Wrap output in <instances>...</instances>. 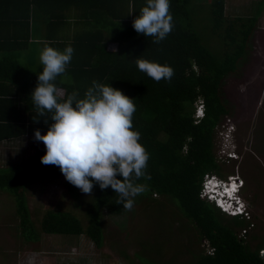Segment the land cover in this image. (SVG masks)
<instances>
[{
	"label": "trees",
	"instance_id": "obj_1",
	"mask_svg": "<svg viewBox=\"0 0 264 264\" xmlns=\"http://www.w3.org/2000/svg\"><path fill=\"white\" fill-rule=\"evenodd\" d=\"M188 2L170 0L174 27L164 40L154 44L151 37L132 27L144 0H0V143L25 137L23 146L29 153L21 166L0 165V190L14 198L25 242L39 240L30 219L26 188L36 180H53L62 174L58 166L41 163L45 147L34 138V130L44 134L51 123L45 122L47 115L38 114L30 97L42 69L32 73L28 65L18 61L19 54L31 46L33 53L38 52L39 18H43L44 45L60 50L71 45L74 49L67 75L56 78L59 89L65 93L75 90L82 97L95 80L135 99L133 128L140 132L139 142L149 153V178L139 181L147 187L137 197L165 195L177 201L205 246L197 250L191 264H264L259 254L264 239L253 234L249 241L239 233L248 226L247 221L226 215L199 196L203 176L220 171L214 150L215 129L232 113L223 96L224 80L237 74L246 58L260 11L255 16L230 17L225 0H211V29L221 42L220 51L214 53L191 22ZM70 12L80 28L65 35L60 30ZM138 55L168 64L173 76L167 81L153 80L138 70L133 59ZM197 100L204 110L200 119L193 116ZM64 186L70 196L80 198V189L66 180ZM117 200L110 186L101 190L94 184L87 199L85 225L69 211L50 209L39 229L65 237L84 234L101 247V212L106 209L110 214H122L125 209Z\"/></svg>",
	"mask_w": 264,
	"mask_h": 264
},
{
	"label": "rangeland",
	"instance_id": "obj_2",
	"mask_svg": "<svg viewBox=\"0 0 264 264\" xmlns=\"http://www.w3.org/2000/svg\"><path fill=\"white\" fill-rule=\"evenodd\" d=\"M210 2L189 0V16L204 45L216 53L220 51L221 42L211 29ZM225 3L226 15L230 17L245 18L248 14L255 16L257 11L262 12L249 39L246 58L237 74L224 80L223 96L232 109L231 115L226 116L233 139L229 146L237 159L224 160L216 174L225 180L232 179L230 175L242 179L240 199L246 212L241 217L248 226L239 233L250 241L253 234L264 239V0H225ZM38 40L39 52L44 42ZM31 48L21 52L18 61L36 73L41 65L38 52L33 53ZM225 122L226 118L220 124ZM215 132L216 152L221 139L216 129ZM26 143L25 137L0 143V165L21 166L29 156L23 146ZM64 181L61 174L53 180H36L26 188L30 219L39 233L38 241L25 242L14 198L0 190V264H191L197 250L205 247L177 201L165 195L136 196L132 209H125L119 215L102 210L101 247H96L84 234L65 237L42 233L39 224L50 209L69 211L86 224L89 194L79 191L80 198L70 196Z\"/></svg>",
	"mask_w": 264,
	"mask_h": 264
},
{
	"label": "clouds",
	"instance_id": "obj_3",
	"mask_svg": "<svg viewBox=\"0 0 264 264\" xmlns=\"http://www.w3.org/2000/svg\"><path fill=\"white\" fill-rule=\"evenodd\" d=\"M169 7L170 0H144V5L132 20L133 29L138 34L151 37L152 43L159 44L174 27ZM73 53L71 45L60 50L47 44L38 52L42 70L37 73V83L30 97L38 114L41 117L47 115L46 123L51 121L44 134L39 129L34 130V138L42 141L45 147L40 161L58 166L65 180L85 194L92 192L94 184L101 190L110 186L118 196L117 203L131 210L134 198L147 187L139 183L140 179L149 178L146 172L149 153L139 142L140 132L133 128L135 99L106 82L95 80L82 97L75 90L65 93L59 89L56 78L67 75L66 68ZM133 59L139 71L157 82L170 80L173 76L172 67L166 63L139 55ZM203 115L202 102L197 100L193 116L200 119ZM225 118L227 122L220 126L221 129L216 128L221 143L215 154L221 147L224 154H234L230 159H237L236 153L230 150L233 139L229 119ZM230 177L232 179L225 180L215 173H206L199 196L226 215L241 217L245 210L240 199L243 181L233 175ZM237 205L239 209L230 212L237 209ZM262 250L264 248L259 250V254Z\"/></svg>",
	"mask_w": 264,
	"mask_h": 264
},
{
	"label": "crops",
	"instance_id": "obj_4",
	"mask_svg": "<svg viewBox=\"0 0 264 264\" xmlns=\"http://www.w3.org/2000/svg\"><path fill=\"white\" fill-rule=\"evenodd\" d=\"M225 5H226V3H225ZM226 7H227V10H228V6L227 5H226ZM261 13L262 12L260 11V14ZM72 14L70 15L69 18H67L68 20H66V24H65L64 27H62V29L60 30V33H63L65 35H66V33H70L71 34L75 29L80 28V24L78 25V23H75V20H74L75 17ZM39 19H40V21H39L40 22L39 30H40V37H41L40 39H43V36L46 35V25L44 24V22H42V21H44L43 18H39Z\"/></svg>",
	"mask_w": 264,
	"mask_h": 264
},
{
	"label": "built area",
	"instance_id": "obj_5",
	"mask_svg": "<svg viewBox=\"0 0 264 264\" xmlns=\"http://www.w3.org/2000/svg\"><path fill=\"white\" fill-rule=\"evenodd\" d=\"M227 122V121H226ZM223 123H221L220 125L218 124V126L216 127L217 129H220V126L222 125ZM225 155H226V157H225ZM234 154L233 153H227V154H224V149L223 148H219L218 149V151H217V153H216V157H217V161H218V163H223L224 162V160H226V161H228L230 158L229 157H232ZM242 207L244 208V204L242 205ZM236 208L237 209H233V210H230V212H232V213H234V212H236L238 209H239V205H237L236 206ZM246 211L244 210V213H245ZM260 254L263 256V259H264V250H262V251H260Z\"/></svg>",
	"mask_w": 264,
	"mask_h": 264
},
{
	"label": "snow or ice",
	"instance_id": "obj_6",
	"mask_svg": "<svg viewBox=\"0 0 264 264\" xmlns=\"http://www.w3.org/2000/svg\"><path fill=\"white\" fill-rule=\"evenodd\" d=\"M235 186H233V188H234Z\"/></svg>",
	"mask_w": 264,
	"mask_h": 264
}]
</instances>
